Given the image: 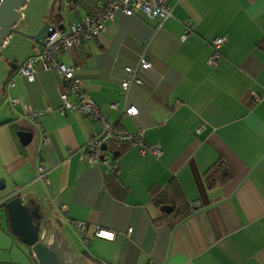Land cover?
Wrapping results in <instances>:
<instances>
[{
	"label": "crops",
	"instance_id": "crops-1",
	"mask_svg": "<svg viewBox=\"0 0 264 264\" xmlns=\"http://www.w3.org/2000/svg\"><path fill=\"white\" fill-rule=\"evenodd\" d=\"M94 2L71 0L66 7L74 16L61 21L90 13ZM26 4L18 23L31 33L43 19L23 11ZM167 4L171 15L163 20L136 9L117 12L98 36L56 54L77 65L85 91L116 131H140L161 150L141 154L109 140L103 155L118 160L115 171L80 158L96 126L76 111L58 112L65 88L57 74L38 61L31 80L16 72L40 44L16 33L4 39L0 226L3 201L17 194L56 226L76 264L78 254L84 264H264V0ZM216 35L225 41L216 64L208 65V42ZM143 50L150 64L138 69L141 83L124 95L123 68ZM23 104L44 113L32 121ZM127 105L137 113H124ZM23 130L32 133L27 143L18 136ZM37 165L46 169L47 182L37 177ZM194 199L199 206L190 205ZM75 221L84 223L80 236ZM95 227L112 230L113 237L94 235Z\"/></svg>",
	"mask_w": 264,
	"mask_h": 264
},
{
	"label": "built area",
	"instance_id": "built-area-1",
	"mask_svg": "<svg viewBox=\"0 0 264 264\" xmlns=\"http://www.w3.org/2000/svg\"><path fill=\"white\" fill-rule=\"evenodd\" d=\"M71 0H62L64 6H68ZM178 1V0H174ZM139 10L147 17L158 18L163 20L171 15V6L167 4V0H95L93 10L81 16L77 20L67 21L62 28H58L56 24H52L49 33L40 43V48L35 53L28 55L22 63L17 67L16 72L23 75L27 80L33 78V65L39 62L42 69L53 70L64 85V90L59 93L58 112L64 114L66 111H76L93 120L96 129L91 134L89 140L85 144L83 151L79 156L88 164H103L111 171H115L118 166V160L115 157L103 155L101 148L102 143L109 140L117 143H125L135 146L139 153L158 156L161 150L156 143L147 142L140 131H116L113 122L109 121L100 107L95 103L92 97L85 91L82 80L76 75L77 65H67L56 58V54L63 50L72 49L80 46L83 43L92 40L100 34L104 29L105 23L112 20L117 12L131 14L133 10ZM225 41L224 35H216L209 42L211 53L206 59L208 65H214L218 61L221 52L220 46ZM143 43H147L143 40ZM149 61L145 56L144 50L140 53L137 61L133 65H126L123 68V77L120 80L121 92L125 95L132 84L141 83L140 77L137 75L139 68L149 66ZM10 78L6 81V86L12 85ZM252 99L257 100L260 95L251 92ZM10 104L17 102L14 97H9ZM179 100H175L177 103ZM112 107L116 104L112 103ZM50 109L49 106L46 110ZM23 115L32 121H37V118L44 113V110L30 106L22 105ZM122 111L128 115L137 113V108L134 105L125 106ZM202 127L200 124L197 127L199 130ZM42 142H46L45 136L41 137ZM37 177L47 182L46 169L37 165ZM192 207L200 205L198 199L190 201ZM64 203L59 204V208L63 209ZM75 232L78 236L82 235L84 223L75 221ZM94 235L111 238L113 231L95 227ZM99 264H108L102 261Z\"/></svg>",
	"mask_w": 264,
	"mask_h": 264
},
{
	"label": "water",
	"instance_id": "water-1",
	"mask_svg": "<svg viewBox=\"0 0 264 264\" xmlns=\"http://www.w3.org/2000/svg\"><path fill=\"white\" fill-rule=\"evenodd\" d=\"M55 1L51 0V7ZM24 3L25 0H0V46L12 33L30 38L38 44L48 35L52 27V23L48 20L43 21L31 33L17 27L21 18L20 8ZM61 20L60 16L58 28L63 27ZM18 136L22 143H27L32 138V133L23 130L18 132ZM101 148L106 149V143H102ZM2 204L9 227L28 245L36 264H72L67 240L65 237H59L55 225H52L48 219L42 218L37 210L29 208L17 194L8 197Z\"/></svg>",
	"mask_w": 264,
	"mask_h": 264
},
{
	"label": "rangeland",
	"instance_id": "rangeland-1",
	"mask_svg": "<svg viewBox=\"0 0 264 264\" xmlns=\"http://www.w3.org/2000/svg\"><path fill=\"white\" fill-rule=\"evenodd\" d=\"M50 3L51 0H27V4L25 5L23 11L31 13L36 19H43V21H54L57 16H61L62 19H66L67 15L73 18V9H67V7L63 5L62 0H56L52 7L50 6ZM17 27L19 29H25V25L23 24V22L18 23ZM22 37L25 38L24 36ZM1 216L2 218L0 226V264L36 263L33 255L32 257L29 256L31 254L29 252L30 249L28 245L19 240L12 232H8L3 229V226L7 227L8 223L6 221V216L4 214H1ZM76 261H78L79 264H84L85 262H88L82 257H80L79 254L76 256ZM70 262L72 264H76L71 260V258Z\"/></svg>",
	"mask_w": 264,
	"mask_h": 264
},
{
	"label": "trees",
	"instance_id": "trees-1",
	"mask_svg": "<svg viewBox=\"0 0 264 264\" xmlns=\"http://www.w3.org/2000/svg\"><path fill=\"white\" fill-rule=\"evenodd\" d=\"M56 18H58L59 20H60V16H57ZM8 228L11 230V228L9 227V225H8ZM11 232H13L12 230H11ZM14 233V232H13ZM16 236H18V237H20L19 235H17L16 233H14ZM21 238V237H20Z\"/></svg>",
	"mask_w": 264,
	"mask_h": 264
}]
</instances>
